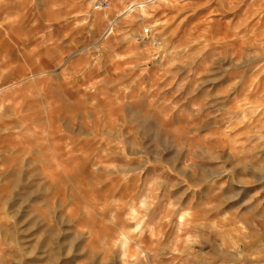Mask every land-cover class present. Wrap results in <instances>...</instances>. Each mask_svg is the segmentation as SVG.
<instances>
[{"label": "clouds", "instance_id": "obj_1", "mask_svg": "<svg viewBox=\"0 0 264 264\" xmlns=\"http://www.w3.org/2000/svg\"><path fill=\"white\" fill-rule=\"evenodd\" d=\"M190 8L0 0V264H264V0Z\"/></svg>", "mask_w": 264, "mask_h": 264}, {"label": "rangeland", "instance_id": "obj_2", "mask_svg": "<svg viewBox=\"0 0 264 264\" xmlns=\"http://www.w3.org/2000/svg\"><path fill=\"white\" fill-rule=\"evenodd\" d=\"M185 2L191 4V8L187 10L191 15H188L180 25L181 30L197 34L203 33L206 28L215 27L219 31L225 27L222 23H217L218 17L213 11L218 8L219 0H185Z\"/></svg>", "mask_w": 264, "mask_h": 264}]
</instances>
